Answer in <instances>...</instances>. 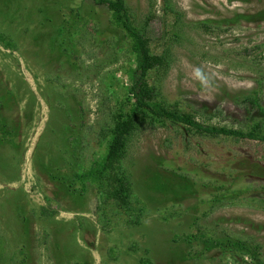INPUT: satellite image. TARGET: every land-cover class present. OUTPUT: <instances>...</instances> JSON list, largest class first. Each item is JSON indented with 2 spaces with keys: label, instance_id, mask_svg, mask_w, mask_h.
I'll return each instance as SVG.
<instances>
[{
  "label": "rangeland",
  "instance_id": "1",
  "mask_svg": "<svg viewBox=\"0 0 264 264\" xmlns=\"http://www.w3.org/2000/svg\"><path fill=\"white\" fill-rule=\"evenodd\" d=\"M149 1L126 0L139 26L155 16L153 52L171 46L167 75L149 83L205 125L244 127L234 99L257 92L264 106V0H170L180 18L164 13V0H151L152 9ZM109 20L91 0H0V32L15 46L0 44V122L17 128L0 139V264H241L218 250L196 257L198 244L181 237L198 227L257 243L264 260L263 144L145 125L122 163L129 211L101 205L93 186L80 201L61 190V178L104 154L106 127L129 87L133 58ZM66 96L79 101V120L61 121Z\"/></svg>",
  "mask_w": 264,
  "mask_h": 264
},
{
  "label": "trees",
  "instance_id": "2",
  "mask_svg": "<svg viewBox=\"0 0 264 264\" xmlns=\"http://www.w3.org/2000/svg\"><path fill=\"white\" fill-rule=\"evenodd\" d=\"M91 2L96 7L103 8L109 13V24L112 30L119 31L123 39L128 42L129 53L133 58L132 66L127 74L129 87L126 89L125 96L119 102L117 109L111 114L110 124L106 127L103 138L105 142L104 154L93 160L87 168L78 167L79 172H73L71 178H61V190L66 189L65 192L69 195L75 194L80 201L86 193L87 187L93 186L101 205L108 206L111 204L118 210L129 211L132 185L122 163L126 159L132 138L145 125L176 126L182 128L187 134L193 133L210 138L224 137L234 141L254 142L264 145V106L261 104L257 92H254L251 96L236 97L234 99V103L245 111L246 118L244 121L246 125L244 127L230 129L203 124L197 120L194 114L184 113L176 106L169 105L162 97L161 87L149 83L152 74L156 76L159 80L158 83H160L162 78L167 75L172 64L171 46H167L160 54L154 53L151 48L148 27L150 21L155 18L151 11H149V16L145 22L139 26L131 17L126 6V0H91ZM164 5L163 11L165 14H174L177 18H180L181 15L172 9L170 0H164ZM152 7V1L150 0L149 9H152ZM202 27L207 30L205 25H202ZM56 34L61 35L62 30H58ZM175 38H177L176 35ZM0 44L6 50H15L12 41L2 32H0ZM64 53H69V56L74 55L72 51L70 52L67 49H63V55H65ZM4 98L6 99L5 96ZM68 104L71 105L69 110L66 108ZM58 107V115L62 117L61 121L66 120L68 123L81 118V115H79L80 103L75 97L66 96L62 98ZM71 109L72 112L70 113ZM52 118L55 119V117ZM6 127L5 122H0V139L3 143L14 137L17 129L14 128V131L12 129L7 132ZM67 140L64 138L65 142ZM74 140L72 145L73 154L81 146V142L77 138H74ZM42 170L49 174V163L43 166ZM224 198L221 194L218 197L215 196L212 202L220 205ZM193 226L196 227L197 224L193 223ZM197 229L195 235H183L181 237V241L189 247L192 246V242L198 244L200 251L195 252L196 257L218 250L236 263L239 261L244 264V260H246L248 264H264L259 244L227 235L216 238L205 230L201 231L199 227ZM56 250L59 251L60 249L56 248ZM138 264H151V262L149 259H143Z\"/></svg>",
  "mask_w": 264,
  "mask_h": 264
}]
</instances>
